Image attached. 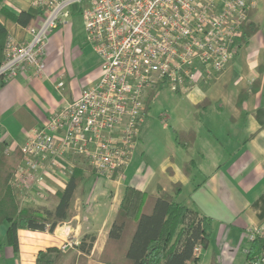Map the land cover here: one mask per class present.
<instances>
[{
    "label": "crops",
    "instance_id": "1",
    "mask_svg": "<svg viewBox=\"0 0 264 264\" xmlns=\"http://www.w3.org/2000/svg\"><path fill=\"white\" fill-rule=\"evenodd\" d=\"M0 5L12 13L29 8L28 0H0ZM75 12H79L78 6L73 7L72 14ZM249 20L257 29L238 48L226 69L210 81L178 93L186 97L198 115L193 114L191 123L182 120L183 124L178 128L195 132L193 144L187 149L175 143V150H180V163H175L171 156L157 167L144 166L133 151L122 177L106 179L91 170L85 171L86 180L74 192L69 218L52 232L19 229L15 253L6 244L7 222L0 224V264H37L40 250L51 246L60 249L66 241H74L69 251L60 249L66 260L72 253L85 255L78 248L85 234L95 235L92 248L85 257L92 264H104L98 258L126 186L156 194L158 186L171 192L174 182L182 184L175 200L199 215L210 217L211 231L218 226V264H233L239 247H248V230L264 221V0H257ZM0 22L8 35L24 40V26L2 12ZM68 32L67 22L49 35L46 68L41 75L35 76L29 69L0 88V141L9 143L11 151L24 143L33 128L46 122L54 111L76 98L84 86L99 77L98 63V67L79 82L74 79L63 58V44ZM61 76L64 86L57 89L55 85ZM204 99L209 103L203 108L196 107ZM190 159L194 160L195 167L187 175L182 171V164ZM67 180L66 175L47 173L44 184L49 191L46 196L28 191L20 198L21 204L53 208L56 204L53 194L63 189ZM203 250L201 248L198 254L200 263L209 264L211 256L207 262L201 260ZM243 253L246 264V252Z\"/></svg>",
    "mask_w": 264,
    "mask_h": 264
},
{
    "label": "built area",
    "instance_id": "2",
    "mask_svg": "<svg viewBox=\"0 0 264 264\" xmlns=\"http://www.w3.org/2000/svg\"><path fill=\"white\" fill-rule=\"evenodd\" d=\"M257 0H28L38 11L23 41L8 35L0 86L31 69L46 68L49 35L67 23L74 6L86 42L99 59L97 80L33 128L19 148L22 161L11 179L19 197H45L47 173L69 177L88 166L106 179L122 177L146 121L145 98L157 85L185 93L231 63L232 45ZM56 88L64 86L57 81ZM11 149L8 148V152ZM247 240L264 239V221ZM74 245L66 241L62 251ZM201 246L194 251L199 254ZM248 252V247L244 249ZM264 264V251L254 262Z\"/></svg>",
    "mask_w": 264,
    "mask_h": 264
},
{
    "label": "trees",
    "instance_id": "3",
    "mask_svg": "<svg viewBox=\"0 0 264 264\" xmlns=\"http://www.w3.org/2000/svg\"><path fill=\"white\" fill-rule=\"evenodd\" d=\"M0 12L21 26L29 25L38 15L32 8L12 13L2 8ZM248 17L241 24V33L232 45L233 55L238 48L246 43L257 26ZM8 32L0 22V64L4 58V49ZM3 85L0 86V88ZM164 85H157L148 92L145 102H149L153 94ZM209 103L204 99L196 107L203 108ZM195 117H198L195 113ZM176 144L187 149L193 144L195 132L174 129ZM9 143L0 141V224L7 222L6 244L15 253L18 250L17 231L19 229L52 232L55 227L70 216L71 202L75 190L86 180L85 171H92L87 166H75L63 189L57 190L53 197L56 204L53 208L45 206H25L14 187L11 179L22 161V152L15 147L11 153L7 152ZM195 167L194 160L183 162L182 171L189 175ZM170 172V169H169ZM196 187V186H195ZM182 184L174 182L171 192L157 187L156 194L145 193L134 187L126 186L119 208L108 231L106 244L98 261L104 264H200L196 246L206 248L209 242L212 219L199 215L197 211L175 200L181 192ZM95 241L94 234H85L81 238L78 248L82 254H88ZM67 248L65 252L69 251ZM264 251V239L255 237L248 242L245 263L254 262ZM85 255L77 256L72 253L65 259V254L55 246L40 250L37 264H92ZM209 264H218L214 253Z\"/></svg>",
    "mask_w": 264,
    "mask_h": 264
},
{
    "label": "rangeland",
    "instance_id": "4",
    "mask_svg": "<svg viewBox=\"0 0 264 264\" xmlns=\"http://www.w3.org/2000/svg\"><path fill=\"white\" fill-rule=\"evenodd\" d=\"M67 22L69 23V32L64 39V57H62L68 62L74 79L79 82L87 73L98 67L99 59L91 45L85 40L83 20L80 13L71 14L67 18ZM210 80H207V82ZM193 114L195 115L193 107L190 106L184 95L173 92L167 86L159 88L150 99L146 122L141 129L138 143L134 147V152L140 158V162L144 166L147 164L148 166L157 167L173 156L172 159L175 163H180V150H175L176 142L173 130H179L178 128L183 124L182 120L191 123L192 120L190 119H192ZM217 228L216 225L211 231L209 247L204 248L200 254L203 262L209 261L212 250L215 255L220 254ZM245 242L242 243L243 246ZM222 245H224L223 241ZM243 250V247H239L236 251L237 255L233 264H244Z\"/></svg>",
    "mask_w": 264,
    "mask_h": 264
}]
</instances>
